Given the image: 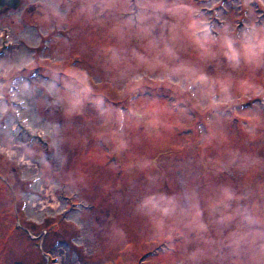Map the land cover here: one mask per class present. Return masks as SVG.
Wrapping results in <instances>:
<instances>
[{
	"label": "rangeland",
	"instance_id": "obj_1",
	"mask_svg": "<svg viewBox=\"0 0 264 264\" xmlns=\"http://www.w3.org/2000/svg\"><path fill=\"white\" fill-rule=\"evenodd\" d=\"M88 2L90 20L57 29L60 36L47 41L43 33L52 13L64 12L66 0H20L16 8L0 10L3 95L7 98L13 84L23 96L39 98L29 118L47 141L12 132L11 117L0 115V264H264V57L249 64L239 56L225 62L197 56L185 41V31L195 30L189 25L206 24L213 36L218 30L235 39L237 49L240 42L254 44L253 35H264V0H167L176 11L163 14L139 7L138 0ZM149 41L155 49L168 43V54L178 57L174 66L205 73L201 104L210 103L208 93H218L221 84L232 103L202 111L187 94L142 89L143 95L163 97L161 104L169 107L174 100L173 111L186 127L173 128L162 141L143 127L131 132L125 127L131 152L116 150L112 131L118 128L117 106L128 108L136 94L121 97L104 84L85 97L82 86L47 65L4 72L29 45L39 44L79 53L76 63L95 68L103 80L101 45L118 42L117 54L126 57ZM67 95L82 102L61 119ZM245 115L259 120L249 122ZM210 133L215 139L202 152L199 145ZM145 191L153 193L154 204L171 200L176 215L188 213L182 236L164 239L149 224L152 207L137 202ZM228 193L242 198L214 211L210 204ZM197 203L203 214L188 223Z\"/></svg>",
	"mask_w": 264,
	"mask_h": 264
},
{
	"label": "clouds",
	"instance_id": "obj_2",
	"mask_svg": "<svg viewBox=\"0 0 264 264\" xmlns=\"http://www.w3.org/2000/svg\"><path fill=\"white\" fill-rule=\"evenodd\" d=\"M106 3H115L116 0H105ZM67 6L64 12L54 10L52 13L53 19L49 21L50 27L48 32L43 33L45 40L49 36L55 40L60 36L57 29L63 30L65 26H71L78 19L92 18V6L88 0H66ZM139 7L152 9L153 12L173 13L175 7L168 6L167 0H144ZM78 5V6H77ZM185 12H191L187 5H180ZM146 17H141L143 20ZM47 20L48 17L46 16ZM189 28H194L193 31H185V41L199 55L207 54L211 56H219L223 61L228 62L233 57L243 58L245 64L252 63L264 57V35H253L251 39L254 44L240 42V47L235 46L237 41L229 36L221 34L217 30L215 36L205 24L203 27L195 28L194 25H189ZM116 29H114L115 31ZM67 40V36L60 37ZM51 43V41H48ZM117 43H108L101 45L100 48V68L103 69L105 78L98 79V74L95 68H90L87 65L80 66L76 63L79 53H71L70 51L57 52L49 50L47 46L29 45L26 54L19 60L18 63L10 65L4 70L7 73H23L26 69L34 71L35 67L40 65L50 66L52 71L57 75H62L65 78L80 85V92L86 96L96 94V90L102 88V85L107 84V90L115 91L121 97H129L136 94V99L130 101L128 108H119L118 110V128L112 131L116 150L119 152H131L133 143L130 136L122 133V129L127 127L129 132L139 130L143 127L157 141H162L166 133L176 127H186L180 120V114L173 111L176 107V102L171 101V107L166 104H161L163 97H153L141 94V90L147 87L156 86L160 89H167L178 95H185L194 101L193 107L201 108L206 111L214 106L229 105L232 103L231 98L226 95L227 88L221 84L218 88V93H208L210 103L201 104V97L204 95L200 91V86H206L208 77L204 72L196 69L181 68L174 66L175 60L178 58L171 57L169 53V45L165 43L163 48L155 49L148 42L146 47L141 50L133 48L132 52L124 57L117 54ZM179 51V49H178ZM25 88L29 87V82H23ZM3 85H0V101H3V107L0 108V115L10 116L12 121V132L17 129L23 136L30 140H35L37 143L46 144L44 136L39 133V130L30 122L29 113L31 112L38 97L23 96L17 88H10L7 98L3 95ZM103 94V92H101ZM217 94H223L222 99L213 98ZM50 99V103H54ZM82 101L76 99L73 95H67L65 103L68 105L63 112L60 113V118H63L65 112H70L71 108ZM181 113L184 111L180 110ZM244 119L249 122H258L259 117L254 115H245ZM211 124V121H208ZM215 139V134L210 133L207 138L200 143L199 147L203 152ZM3 154V153H0ZM15 155V152H12ZM23 159V157H21ZM152 166V162H146L144 168L148 169ZM215 168V165H213ZM242 197L228 193L223 199H218L210 204V207L215 211L221 207L227 208L226 200L241 199ZM154 195L150 191L143 192L138 199L139 204L151 206L152 214L147 217L149 224L161 234L164 239L171 240L173 235H183L181 231L182 225L187 221L188 213L184 212L181 215L175 214V206L171 200L165 205L160 206L153 203ZM195 214L191 223L202 216L199 204L193 205ZM186 226V225H185ZM198 227L202 231L207 230V225L199 223ZM173 250H175L174 246Z\"/></svg>",
	"mask_w": 264,
	"mask_h": 264
},
{
	"label": "water",
	"instance_id": "obj_3",
	"mask_svg": "<svg viewBox=\"0 0 264 264\" xmlns=\"http://www.w3.org/2000/svg\"><path fill=\"white\" fill-rule=\"evenodd\" d=\"M19 3L20 0H0V10H2L4 6L16 8L17 6H19Z\"/></svg>",
	"mask_w": 264,
	"mask_h": 264
}]
</instances>
